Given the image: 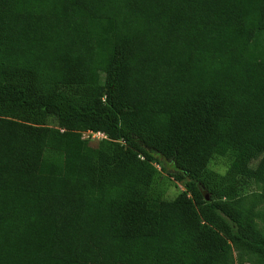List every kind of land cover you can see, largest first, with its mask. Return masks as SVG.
Masks as SVG:
<instances>
[{
    "label": "trees",
    "instance_id": "1",
    "mask_svg": "<svg viewBox=\"0 0 264 264\" xmlns=\"http://www.w3.org/2000/svg\"><path fill=\"white\" fill-rule=\"evenodd\" d=\"M0 264H264V0H0Z\"/></svg>",
    "mask_w": 264,
    "mask_h": 264
},
{
    "label": "rangeland",
    "instance_id": "2",
    "mask_svg": "<svg viewBox=\"0 0 264 264\" xmlns=\"http://www.w3.org/2000/svg\"><path fill=\"white\" fill-rule=\"evenodd\" d=\"M103 78V77H102ZM103 80V79H102ZM47 125H49L52 128H57L58 127V119L55 116H49L47 120ZM83 138L86 139L89 144L93 147H96L99 143L100 140H102L104 137L103 132H94V131H85L83 132ZM55 147L61 148V144L57 141ZM231 162V157L229 156H215L211 163L210 167L212 169L218 170L222 173H224ZM257 163L255 161L254 165ZM167 166L169 168V173H166V193H165V198L166 199H173L175 198L179 193H181L183 190H185V187L183 185V182L176 181L173 176H171L170 173L174 171L173 166L171 165L170 162L167 163ZM256 189L255 187H251L248 191H253ZM234 257L236 262H238V257H239V252L238 250H234Z\"/></svg>",
    "mask_w": 264,
    "mask_h": 264
},
{
    "label": "built area",
    "instance_id": "3",
    "mask_svg": "<svg viewBox=\"0 0 264 264\" xmlns=\"http://www.w3.org/2000/svg\"><path fill=\"white\" fill-rule=\"evenodd\" d=\"M104 137H106V135L104 134Z\"/></svg>",
    "mask_w": 264,
    "mask_h": 264
}]
</instances>
